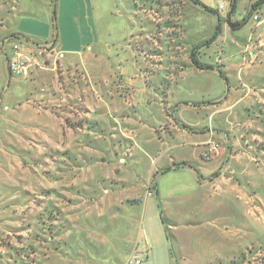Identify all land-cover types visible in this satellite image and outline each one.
Wrapping results in <instances>:
<instances>
[{
  "label": "crops",
  "instance_id": "0c3cea01",
  "mask_svg": "<svg viewBox=\"0 0 264 264\" xmlns=\"http://www.w3.org/2000/svg\"><path fill=\"white\" fill-rule=\"evenodd\" d=\"M135 1L116 3L125 9L127 18L117 27L119 36L111 40L101 28L87 26L80 17L76 20L78 29L71 21L66 22L64 10L55 20L51 16L53 0H23L17 4L0 0V178L5 177L0 180V238L8 233L16 235L0 248V261H5L0 264H88L85 258L72 261L69 253L63 254L67 245L86 244L88 240L94 243V250L100 251V259L114 260L120 242H134L140 219L147 222L141 237L150 250L145 259L147 256L151 264V229L161 235L163 228L158 213L160 220L165 214L169 220L177 218V222L170 221L172 234H185L208 227L210 218L225 219L233 208L242 210L246 237L243 245L231 247L223 263L263 241L261 217L256 219L247 211L248 172L260 169L255 158L249 156L252 151H247L251 148L247 144L252 141L242 130L256 128L257 120L261 121L259 115L264 118V109H257L259 115L252 111L257 101L245 94L249 73L238 69L241 58L236 52L227 58H233L234 65L223 72V66L214 65L216 59L211 63L200 61L198 46L193 45L198 39L184 35L172 42H160L159 51H154L156 44H146V31H151L150 21L154 20L145 10L136 11ZM159 5L162 11L178 10L177 21L185 7L201 9L183 0H163ZM209 24L214 30L211 40L216 22ZM195 30L196 37L199 29ZM14 45L24 60L33 63L27 77L13 76L8 70L7 60ZM46 46L49 52L42 50ZM193 49L200 63L213 69L194 67L190 61ZM135 57L141 64L137 65ZM228 71L238 72L240 90L230 91ZM220 73L226 78L227 92L213 99L214 80L221 77ZM249 77L258 80L255 85L264 92V81L254 74ZM142 105L150 107L140 115ZM129 108L133 112H128ZM142 117L146 124L140 125ZM144 131V145L134 142L130 148L137 153L144 151V163H137V170L129 173L127 140L138 138ZM106 133L118 142L124 141L121 153L115 140L113 144L105 140ZM24 139L36 144L46 139L45 194L38 193L37 180L34 194L17 181L6 180V155L20 152ZM211 141L221 152L205 161L201 153ZM219 166L223 172L216 173ZM94 177L100 182L92 185L89 182ZM189 189L194 198L189 196ZM167 190L172 193V207L165 201ZM179 190L186 193L180 195ZM215 202L228 204L227 211L216 212ZM89 216L96 219L95 226L84 219ZM75 232L80 235L73 236ZM27 235L30 241L24 239ZM171 245V253L176 256L174 242Z\"/></svg>",
  "mask_w": 264,
  "mask_h": 264
},
{
  "label": "rangeland",
  "instance_id": "374dc122",
  "mask_svg": "<svg viewBox=\"0 0 264 264\" xmlns=\"http://www.w3.org/2000/svg\"><path fill=\"white\" fill-rule=\"evenodd\" d=\"M23 0H14V4L17 2H22ZM27 1V0H26ZM120 1V0H119ZM119 1L116 0H65L62 6V0H53V8L51 16L57 20L62 17L61 12L64 10V17L66 22L71 21V24L76 26L78 29L77 21L78 18L85 19L86 24L93 25V27L101 28L102 33H107V36L110 37L111 40H114L115 37L119 36V32L117 31V27H119L122 21L127 18V12L125 9L118 3ZM124 1V0H123ZM179 1V0H178ZM202 5L205 7L213 10L216 15H204L200 10H192L189 7H185L182 9V18L180 21H177V17L175 14L178 13V10H168L163 11V14H156L153 11L146 10V13L149 15V19L151 17L153 21H150L152 24L151 31H146V44L153 43L156 44L152 49L154 51H159L157 47L160 46V42L162 44L164 42H172L174 41L175 37L185 36V38L191 37V40L198 39L196 42L197 44V51L198 59L204 62H213L214 59L218 60V62L214 63L215 66H223L220 67L221 71L223 72L226 67H229L233 64V58H228L236 52L237 56L241 58V62L239 64L238 69L240 71L249 73L246 82L248 88H245V94L252 97V101H257V104L254 106L252 111L257 113V109L260 107L261 110L264 109V92H259L260 88L255 83L258 81L255 78L249 77L250 74H254L259 78V80H263L264 77V5L260 10L257 12H253L248 15L251 5L256 3L258 0H235L236 6L233 12H231L232 7V0H198ZM122 3V0H121ZM185 4V2H184ZM223 4V8H220V5ZM1 5V2H0ZM125 5H128V9L130 10V3L129 1L125 2ZM13 7V6H11ZM62 7V8H61ZM199 7V6H198ZM15 8V7H14ZM201 8V7H200ZM140 11V10H139ZM142 12V10L140 11ZM17 13V12H15ZM130 13V12H129ZM230 14L231 21L234 22H243L247 19L246 24L242 26L238 30L232 29L226 23V16ZM257 13V14H255ZM154 15V16H153ZM259 16L258 20H254V16ZM220 17V30L221 32L217 34L216 38L212 41L211 44H207L209 38L213 36L214 30L211 28L212 24H209V21L214 20L216 23L218 17ZM78 17V18H77ZM180 17V16H179ZM213 17V19L208 18ZM63 19V18H62ZM12 20V19H11ZM209 20V21H207ZM180 22V23H179ZM131 23L132 20H131ZM215 25V24H214ZM196 28H198L199 35H196ZM210 28L212 30H210ZM105 29V30H104ZM108 29V30H107ZM256 31H258V36H256ZM141 33V32H140ZM140 33H136L139 35ZM255 35V37H254ZM181 38V37H180ZM138 42H133L132 45L134 47H139L137 45ZM150 45V44H149ZM237 47L239 49H237ZM137 50L136 48H134ZM241 51V54L239 53ZM48 51V50H47ZM49 52V51H48ZM223 52H226L225 54ZM137 56V55H136ZM236 56V57H237ZM236 57L234 59H236ZM138 58V57H135ZM137 65L141 64L139 58L136 59ZM199 61V62H200ZM231 61V62H230ZM227 71V70H226ZM146 75L148 77L149 73L146 71ZM226 77L228 79L229 88L231 92L235 90H240V81L238 79V72L237 71H228L226 73ZM150 78V77H149ZM226 80L222 77L219 78L217 76L214 80V87H213V99L215 97L223 96L227 92ZM264 90V88H262ZM257 95V96H256ZM1 100V99H0ZM2 101V100H1ZM259 102V103H258ZM151 103V102H150ZM155 103V102H154ZM153 103V104H154ZM149 108L150 106L142 105L140 107V115H142V111L144 109ZM154 108H156L153 105ZM153 107H151L153 109ZM128 112H133V108H129ZM261 114V112H259ZM258 114V113H257ZM259 115V114H258ZM261 117V121L257 120V127L254 129L245 128L242 130L244 134L249 135V138L253 142H249L247 146L251 147L247 149L250 153V158L254 157L256 160L257 165L259 166L260 170H253L248 172V180L247 183V193H248V202H247V211L252 216L253 214L257 217H261L262 224L264 225V118ZM240 120V118H237ZM141 124H146L145 118L140 119ZM138 124V123H137ZM121 126V124L119 123ZM139 126H137L138 128ZM258 128V129H257ZM245 130H247L245 132ZM105 132V131H103ZM89 137V135H88ZM105 140H108L113 144L111 134L106 133ZM87 141L92 138H86ZM254 139V140H253ZM38 144L34 143L32 139H24L23 146L20 148V152H15L13 154L6 155V163H7V171L5 176L7 177L6 180L12 182H18L19 184L23 185V187L28 191V193L32 192L35 193L34 187L36 185V180L39 183L37 187H39V192L45 194L47 186V153H46V139L44 140H37ZM92 141V140H91ZM116 141V140H115ZM145 141V131L138 134V138L128 139L127 142L129 144V151L125 154L126 160L128 161L129 166V173H133L137 170V163H144V151L136 152L130 150L133 147L134 142L142 143L144 145ZM116 150L121 153V150L124 148V141H116ZM254 145L252 147L251 145ZM36 145V146H35ZM142 145V147H144ZM243 145V144H242ZM250 145V146H249ZM259 147V148H258ZM145 150V147H144ZM115 148L113 154L115 155ZM33 163V164H32ZM34 165V166H33ZM33 166V167H32ZM146 166V164H144ZM220 166L215 171L223 172L220 169ZM224 170V169H223ZM140 176L143 175V171H138ZM127 174V170L125 172ZM93 177V173L90 174V178ZM5 180L4 175L0 178V180ZM99 179V178H97ZM92 179L89 183L95 184L97 181L100 180ZM102 183H105V179ZM101 183V184H102ZM203 183V182H202ZM201 183V184H202ZM252 184V185H251ZM89 185V184H88ZM173 186V185H171ZM174 189V187H171ZM95 186H92V192ZM220 187V186H219ZM218 187V189H219ZM169 188V187H167ZM181 188V187H180ZM217 189V190H218ZM216 190V191H217ZM211 191V188L208 189ZM177 192V191H174ZM173 192V193H174ZM186 190L181 191L179 190V194H185ZM189 196L192 195L194 198V193L191 189L188 190ZM168 195L165 197V201L169 205V201L173 199L170 198L172 193H169L168 190L166 192ZM201 193H198L200 197ZM156 199V197H155ZM222 199H227L223 197ZM157 200V199H156ZM199 201V199H195ZM228 200H226L227 202ZM157 202V201H156ZM189 202L188 204H192ZM171 206V205H169ZM228 204H219L215 202V211L218 213H225L228 209ZM172 207V206H171ZM233 208V206H231ZM233 212L230 210L226 215L225 219L216 220L211 218L209 219L210 225L206 228L200 229V231H190L185 234L179 232L176 234H172L170 230V226L173 224L170 221L177 222V218L169 220L165 214V217L160 220L159 213H158V221L160 226L162 225V234L157 235L152 228L151 235V242L153 244V254L154 259L152 260L151 264H254L257 263V260L262 257L261 247L264 249V232H263V240L262 242L258 241L256 246H252L248 248V250L244 253H240L237 258L229 261L228 263L225 262V258L229 256L230 249L233 245H243L244 237H246V231L243 229L245 225V215L242 210L239 208H233ZM88 221L90 226H95L96 219L93 216H89L84 218ZM251 219V218H250ZM47 220V219H46ZM253 220V219H252ZM211 221L213 222L211 227ZM216 221V223H214ZM45 222V221H44ZM208 220H204V223L207 224ZM162 223V224H161ZM147 222L142 223V219L139 221L138 226V235L134 238V242L131 243H119V253L114 260L103 258L100 259V251L94 250V243L91 241H87L86 244H77V245H67L64 251L61 249V253L66 256V253H69L70 259L73 261L74 259L79 260V258H85L88 260V264H130V261L138 260L141 264H150L148 263L147 252L150 253L149 248L146 249L145 242L143 241L141 234L146 232V225ZM152 224V220H150L149 225ZM209 224V223H208ZM166 229L165 230V228ZM204 230V231H203ZM244 230V231H243ZM260 230V227H258ZM264 231V227H263ZM166 232V233H165ZM167 234V237H166ZM73 236L80 235L79 233L75 232L72 234ZM176 235L177 238L174 236ZM40 236L43 234L40 233ZM16 235L14 234H6L5 237L0 238V248L5 245L8 241V238L14 239ZM248 237V235H247ZM250 237V236H249ZM31 237L29 235L25 236L24 239L30 241ZM36 240L41 238L36 237ZM44 238V237H43ZM42 238V239H43ZM129 242V241H124ZM174 242L176 256L172 255L171 253V243ZM163 245V246H162ZM72 249V250H71ZM71 250V251H70ZM248 251H252L253 255L247 260L246 258H242L241 254L246 256ZM128 252V255L126 254ZM146 252V254H145ZM255 254V255H254ZM37 260V259H36ZM35 260V261H36ZM97 261V263L95 262ZM4 263L3 261H0ZM39 263V261L37 262ZM7 264V263H6ZM69 264V263H67Z\"/></svg>",
  "mask_w": 264,
  "mask_h": 264
},
{
  "label": "trees",
  "instance_id": "16d2710c",
  "mask_svg": "<svg viewBox=\"0 0 264 264\" xmlns=\"http://www.w3.org/2000/svg\"><path fill=\"white\" fill-rule=\"evenodd\" d=\"M183 1L184 2H191L194 5H197V6L201 7V9L204 12L209 13V14H212V15H216V13L213 10L205 7L198 0H183ZM137 2H138V4L135 5L136 11H139V10L140 11L141 10L142 11L143 10H145V11L146 10H149V11L155 12L156 14H158V13L163 14L162 13L163 11L158 8V6H160L159 4H161L163 2V0H136L135 3H137ZM232 2L233 3H232V7H231L232 8L231 9V12L234 11L235 6H236V1L235 0H232ZM154 4H156V7L155 8H154ZM263 5H264V0H258L256 3H254L253 5H251V9H250L248 15H250L253 12H257L258 10H260L262 8ZM169 10L173 11L174 9H169ZM230 14L231 13L227 14V16H226V23L232 29L238 30V29H240L242 26H244L246 24V22H247L246 20L247 19H245L243 22H234L233 23L231 21V19H230ZM217 17H218V19H217V22L218 23H216V26H215V35H214V37L211 40H209L207 42V44H210L212 42V40H214L216 38L217 34L220 33V31H221L220 30L221 29L220 28V23H219L220 17L219 16H217ZM190 61H191L192 65L194 67H196L197 69H199V70H209V69L211 70V69H213L212 66L203 65L202 63L199 62V60L196 57L195 49H193L192 52L190 53ZM220 74H221V77L226 80V78L224 77V75L222 73H220ZM262 248L263 247L260 248L261 249V252H262V255H261L262 257H260L257 260V263H254V264H264V249H262ZM241 255H242V258H246L248 260L250 258V256L253 255V253H252V251H248L246 253V256L244 254H241Z\"/></svg>",
  "mask_w": 264,
  "mask_h": 264
},
{
  "label": "built area",
  "instance_id": "2783aa9c",
  "mask_svg": "<svg viewBox=\"0 0 264 264\" xmlns=\"http://www.w3.org/2000/svg\"><path fill=\"white\" fill-rule=\"evenodd\" d=\"M220 8H223V4L220 5ZM254 20H258L259 16H254ZM48 46L43 47L42 50L47 51ZM32 63V62H31ZM27 60H24L23 55L20 52V49L17 46L12 47V56L7 60V67L11 75L16 77H27L29 74V69L31 66ZM33 64V63H32ZM221 149L219 145L213 141L208 142L201 153V158L205 161H210L217 158L220 155ZM148 195H151L148 192ZM138 260L130 261V264H140Z\"/></svg>",
  "mask_w": 264,
  "mask_h": 264
}]
</instances>
